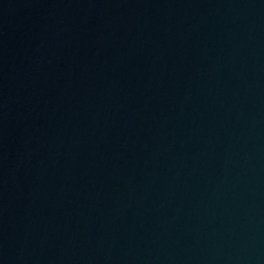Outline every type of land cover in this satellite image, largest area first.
<instances>
[{"label":"water","instance_id":"water-1","mask_svg":"<svg viewBox=\"0 0 264 264\" xmlns=\"http://www.w3.org/2000/svg\"><path fill=\"white\" fill-rule=\"evenodd\" d=\"M0 264H264V0H0Z\"/></svg>","mask_w":264,"mask_h":264}]
</instances>
